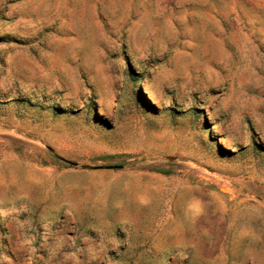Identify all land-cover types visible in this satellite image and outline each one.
<instances>
[{
  "label": "rangeland",
  "instance_id": "rangeland-1",
  "mask_svg": "<svg viewBox=\"0 0 264 264\" xmlns=\"http://www.w3.org/2000/svg\"><path fill=\"white\" fill-rule=\"evenodd\" d=\"M0 169L28 264H264V0H0Z\"/></svg>",
  "mask_w": 264,
  "mask_h": 264
},
{
  "label": "crops",
  "instance_id": "crops-1",
  "mask_svg": "<svg viewBox=\"0 0 264 264\" xmlns=\"http://www.w3.org/2000/svg\"><path fill=\"white\" fill-rule=\"evenodd\" d=\"M26 170L23 177L28 188H38L43 181L40 182L31 170ZM29 192L20 188L15 175L8 179L0 169V227L6 230L0 231V264L18 262L21 256L17 249H26L25 256H22L23 263H31L32 247L27 243L34 237L32 231L37 229L39 218L35 215L36 202ZM11 242L15 247H11Z\"/></svg>",
  "mask_w": 264,
  "mask_h": 264
}]
</instances>
